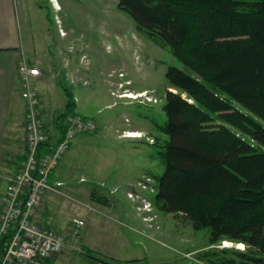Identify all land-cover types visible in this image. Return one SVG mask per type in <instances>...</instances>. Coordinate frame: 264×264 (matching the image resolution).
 Wrapping results in <instances>:
<instances>
[{
  "label": "trees",
  "instance_id": "trees-1",
  "mask_svg": "<svg viewBox=\"0 0 264 264\" xmlns=\"http://www.w3.org/2000/svg\"><path fill=\"white\" fill-rule=\"evenodd\" d=\"M118 8L184 65L165 75L174 90L165 93L166 123L156 124L168 138L153 155L164 165L155 203L209 228L212 245H245L222 249L215 264H264V0H118ZM65 94L62 135L76 111L69 87Z\"/></svg>",
  "mask_w": 264,
  "mask_h": 264
},
{
  "label": "rangeland",
  "instance_id": "rangeland-1",
  "mask_svg": "<svg viewBox=\"0 0 264 264\" xmlns=\"http://www.w3.org/2000/svg\"><path fill=\"white\" fill-rule=\"evenodd\" d=\"M5 8L26 27L27 48L34 59L43 60L39 69L49 85L58 83L63 100L65 87L86 96V114L99 111L92 116L102 123L103 133L86 135V144L71 146L74 149L56 169L65 175L60 190L83 199L86 188L142 189L159 208L155 203L157 181L151 174L161 176L164 165L152 156L168 137L156 124L166 123L165 93L174 90L166 72L172 65L183 68V63L170 47H161L140 33L133 19L119 10L118 0H10ZM128 91L136 98L125 97ZM62 106H58L60 111ZM123 124L149 130L135 132L140 138L118 139L117 128ZM148 133L156 140L153 145L147 140ZM141 169L150 174L141 177ZM51 195L70 202L62 194ZM77 213H72V221ZM158 213L164 229L170 230L162 246L178 257V264H215L216 256H223L222 249L246 248L228 241L212 245L209 228H193L182 214L166 219V213L159 209Z\"/></svg>",
  "mask_w": 264,
  "mask_h": 264
},
{
  "label": "crops",
  "instance_id": "crops-1",
  "mask_svg": "<svg viewBox=\"0 0 264 264\" xmlns=\"http://www.w3.org/2000/svg\"><path fill=\"white\" fill-rule=\"evenodd\" d=\"M9 1L0 0V175L2 177L13 174L14 172L11 171H16L17 164L25 158L23 155L27 102L23 96L24 87L18 74V63L26 58L39 67L43 62L30 55L27 48L26 27L18 20V16L16 20L13 13L7 12L5 4ZM36 85L42 102L41 117L50 140L57 142L62 136L57 123V117L62 111L58 106L62 103V107L65 108L67 98L65 96L63 100L60 97L58 83L49 85L48 79L42 75L38 77ZM72 92L76 99V112L96 119L97 117L92 114L97 115L99 111L86 114V96L77 95L75 90ZM53 121L54 126L51 127ZM98 124L99 131L96 134L103 133L102 123L98 122ZM147 130L148 127L142 126L128 125L122 129L119 127L117 137L129 139L130 137L123 135L125 131L145 133ZM148 136L153 137L152 134ZM76 140L77 142L73 143L74 147L86 144V135H80ZM72 149L74 148H71L64 158ZM152 158L155 159L153 156ZM138 172L141 173V177L145 173L150 174L144 169ZM55 173L51 177L52 180L56 178L55 182H65V175L61 169L56 170ZM83 179L84 177L80 180ZM0 183L4 190L3 179ZM149 196L148 192L135 188L123 190L117 187L86 188L82 194L83 200L87 199L98 208L97 212H88L84 209L78 210L64 198L48 193L34 217L40 224L69 236L74 211H80L86 221L81 235L68 242L64 250L48 264H107L98 259L100 254L118 261L138 260L135 264L180 263L177 256H172L162 246L164 243L162 239L170 235V230L164 229V223L161 221L163 217L158 213V209L166 213V219H170L171 215L175 217V213L166 212L160 206L154 207V201L149 200ZM148 204L151 205L150 211L144 207ZM158 218L160 221L157 220ZM190 225L192 226L191 223Z\"/></svg>",
  "mask_w": 264,
  "mask_h": 264
},
{
  "label": "built area",
  "instance_id": "built-area-1",
  "mask_svg": "<svg viewBox=\"0 0 264 264\" xmlns=\"http://www.w3.org/2000/svg\"><path fill=\"white\" fill-rule=\"evenodd\" d=\"M18 74L23 82V96L27 102L26 151L16 172L5 177L0 175V180L5 182L4 190L0 183V264H48L64 250L68 242L81 234L86 221L78 211L73 218L69 236H66L52 227L40 224L34 218L36 211L48 193L62 194L78 210L98 211L92 202L61 191L64 182L53 183L51 177L70 151L74 140L80 135L96 134L99 124L93 117L76 111L69 113L64 120L65 131L61 139L51 141L41 117L42 102L36 85L41 70L23 58L18 63ZM131 133L125 131L123 135L130 138L143 137H132ZM147 140L151 143L154 141L150 137ZM42 144H47V150L40 154ZM144 207L151 210L150 204Z\"/></svg>",
  "mask_w": 264,
  "mask_h": 264
},
{
  "label": "bare ground",
  "instance_id": "bare-ground-1",
  "mask_svg": "<svg viewBox=\"0 0 264 264\" xmlns=\"http://www.w3.org/2000/svg\"><path fill=\"white\" fill-rule=\"evenodd\" d=\"M132 93H130V94H126V95H124L125 97H130V98H133L134 96H136V95H131ZM143 94V93H142ZM142 94H138V96H140V95H142ZM146 95V94H145ZM145 95H143V96H145ZM147 99V98H146ZM148 101V100H147ZM132 133L130 134V136H132V137H138L139 135H136L135 136V131H131ZM137 133V132H136ZM240 245H242L241 243H240ZM243 246V245H242Z\"/></svg>",
  "mask_w": 264,
  "mask_h": 264
}]
</instances>
